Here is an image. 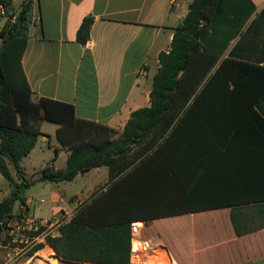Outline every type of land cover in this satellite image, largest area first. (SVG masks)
Wrapping results in <instances>:
<instances>
[{
	"label": "crops",
	"instance_id": "obj_1",
	"mask_svg": "<svg viewBox=\"0 0 264 264\" xmlns=\"http://www.w3.org/2000/svg\"><path fill=\"white\" fill-rule=\"evenodd\" d=\"M26 1L12 0L11 6L20 10ZM31 1L22 65L33 100L73 105L89 130L87 140L119 139L132 113L150 105L159 54L170 49L193 0ZM251 1L256 9L243 31L253 21L259 23L252 43L243 45V57L264 66V0ZM88 16L94 22L83 45L77 32ZM182 122L174 167L148 158L111 179L109 168L99 166L67 182L69 189L57 185L51 191L50 216H37L32 207L39 200L25 193L29 212L44 219L63 211L96 220L104 214L132 222L148 219L156 229L148 239L163 244L161 255L170 263L264 264V228L252 230L264 221V211L248 202L252 194L264 196V144L231 137L227 148L242 152L230 159L211 121L200 126ZM225 125L233 135L234 120ZM60 127L43 122L37 143L54 151L45 153L48 164L63 170L72 150L59 141ZM254 148H260L261 156H255Z\"/></svg>",
	"mask_w": 264,
	"mask_h": 264
},
{
	"label": "trees",
	"instance_id": "obj_2",
	"mask_svg": "<svg viewBox=\"0 0 264 264\" xmlns=\"http://www.w3.org/2000/svg\"><path fill=\"white\" fill-rule=\"evenodd\" d=\"M11 1L0 0V4L9 7ZM255 9L251 0H193L175 28L170 49L159 54L150 105L132 113L119 139L97 142L87 140L89 130L76 117L73 105L48 98L33 100L22 65L32 1L24 2L17 20L5 23L0 31V173L11 187L10 195L0 201V221L18 202L26 204L25 192L36 182L25 176L21 161L43 135L45 121L61 126L58 139L72 151L65 169L46 165L40 182H71L79 173L99 166H107L112 179L148 158L158 159L160 165L164 160L172 168L186 119L198 126L211 121L230 159L233 153L242 152L227 148L231 137L239 143L264 144V66L243 57V45L252 43V31L259 23L255 20L243 31ZM93 22L92 16L83 20L77 32L79 43L88 42ZM232 119L235 133L229 135L225 124ZM257 149L255 156H261ZM248 202L263 213L264 196L252 194ZM143 221V238L148 239L156 229L152 221ZM131 223L109 214L98 220L76 214L47 243L65 261L129 264ZM259 228H264V221L252 230ZM40 248L42 244L33 251Z\"/></svg>",
	"mask_w": 264,
	"mask_h": 264
},
{
	"label": "rangeland",
	"instance_id": "obj_3",
	"mask_svg": "<svg viewBox=\"0 0 264 264\" xmlns=\"http://www.w3.org/2000/svg\"><path fill=\"white\" fill-rule=\"evenodd\" d=\"M6 7V15L3 16L0 13V31L5 23L13 24L11 21L12 17L15 16L17 20V16L19 14L18 9H15L11 6ZM1 41V38H0ZM37 147L31 151L30 156L24 159L23 165L25 166V176L27 178H31L33 181H36L30 188L26 190L25 193L28 195L33 194V198L38 201L41 199H45V204H36L33 205L32 210H35V214L37 216H50L49 206H50V193L51 191L56 190V186L59 185L61 188H70V184L67 182H40L38 179L41 177L42 171L41 168L46 166L50 159L45 154L47 151L54 153L53 150L48 148L47 144H44L39 140L37 143ZM23 169V168H22ZM11 193V187L8 181L2 176L0 173V201L8 197ZM35 201V202H36ZM65 211L60 212L58 215L64 216ZM75 215V212H69V216L72 219ZM52 217V216H51ZM16 238L18 241L13 242V238ZM14 237H9L4 241L3 247L0 248V264H53L51 257L56 255V252L53 248L47 243L42 244V248L39 250H34L35 240L33 237L28 238V242L24 243L20 242L19 239L21 238L19 234L16 232ZM45 249H51V257L50 259H45L41 256V252ZM160 259V258H159ZM155 262V263H153ZM149 263L151 264H162L168 262L165 259V256L161 257L160 260L156 259L155 257H151ZM170 264V263H169ZM175 264V263H172Z\"/></svg>",
	"mask_w": 264,
	"mask_h": 264
},
{
	"label": "built area",
	"instance_id": "obj_4",
	"mask_svg": "<svg viewBox=\"0 0 264 264\" xmlns=\"http://www.w3.org/2000/svg\"><path fill=\"white\" fill-rule=\"evenodd\" d=\"M6 12V7L0 4V13L5 16ZM11 21L14 23L16 17L13 16ZM38 203L40 205L45 204L46 200L41 199ZM70 220L71 218L67 212L64 213V216L56 214L47 219L35 217L29 212L26 204L23 205L18 202L17 207L13 209L12 213L0 221V248L3 247L4 241L9 237H14L16 232L21 237L19 239L21 243H24V239L25 242H28V238L33 237V240H35L33 248L40 244H45L49 237H58L61 227ZM143 228L144 222L131 223V254L129 264H151L149 263L151 257H155L158 260L162 257L163 244L159 242L154 245L151 240L143 238ZM17 241L14 237L13 242ZM165 259L169 264L170 260L168 258Z\"/></svg>",
	"mask_w": 264,
	"mask_h": 264
},
{
	"label": "water",
	"instance_id": "obj_5",
	"mask_svg": "<svg viewBox=\"0 0 264 264\" xmlns=\"http://www.w3.org/2000/svg\"><path fill=\"white\" fill-rule=\"evenodd\" d=\"M51 260H52L53 264H82L80 262L65 261V260L61 259L60 257H58L57 255L52 256ZM91 264H95V263H91Z\"/></svg>",
	"mask_w": 264,
	"mask_h": 264
},
{
	"label": "bare ground",
	"instance_id": "obj_6",
	"mask_svg": "<svg viewBox=\"0 0 264 264\" xmlns=\"http://www.w3.org/2000/svg\"><path fill=\"white\" fill-rule=\"evenodd\" d=\"M51 249H45L41 252V256L45 259H50L51 255ZM41 264V263H40Z\"/></svg>",
	"mask_w": 264,
	"mask_h": 264
}]
</instances>
